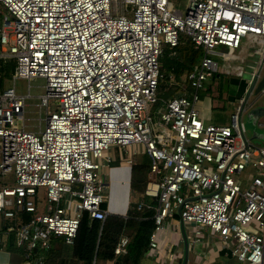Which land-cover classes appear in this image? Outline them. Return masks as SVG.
Segmentation results:
<instances>
[{
	"label": "built area",
	"instance_id": "2783aa9c",
	"mask_svg": "<svg viewBox=\"0 0 264 264\" xmlns=\"http://www.w3.org/2000/svg\"><path fill=\"white\" fill-rule=\"evenodd\" d=\"M184 2L182 14L171 0H0V58L15 61L12 80L44 81L37 132L23 121L29 95L0 91V217L11 223L0 243L12 235L25 264H43L53 239L71 245L83 213L104 221L103 171L114 147L127 165L139 153L150 160L133 203L157 202L145 257H157L165 222L177 219L181 264L206 232L234 264H264V146L238 121L264 75V0ZM181 34L203 55L172 79L180 94L154 108L158 58ZM220 74L243 83L242 96L229 125L205 124L198 91ZM127 243L118 239L115 258Z\"/></svg>",
	"mask_w": 264,
	"mask_h": 264
},
{
	"label": "trees",
	"instance_id": "16d2710c",
	"mask_svg": "<svg viewBox=\"0 0 264 264\" xmlns=\"http://www.w3.org/2000/svg\"><path fill=\"white\" fill-rule=\"evenodd\" d=\"M162 49L158 58L161 65L160 79L157 86V108L167 99L178 96L179 88L170 82V76L179 82L202 57L200 50H195L191 41L181 34L176 47ZM15 61L0 58V91L5 89V84L11 81L15 72ZM214 75L212 79H216ZM223 85L221 84V89ZM243 90V89H242ZM150 169V160L143 158L140 163L131 168L130 189L134 194H142L147 182ZM142 202L147 205L137 210L132 204L124 217L107 215L104 221L90 220L87 213H83L79 222L76 235L71 245H66L62 239H53L51 248L44 254L43 264H96L98 260L114 261V264H140L148 249L149 238L154 230V219L157 202L144 198ZM105 206L101 205L104 210ZM23 221L29 216L23 215ZM4 230V228H3ZM126 235L128 243L126 253L118 258L113 255V250L118 239ZM17 250L10 235L6 248ZM20 252V251H19ZM21 253V252H20ZM22 254V253H21Z\"/></svg>",
	"mask_w": 264,
	"mask_h": 264
},
{
	"label": "rangeland",
	"instance_id": "374dc122",
	"mask_svg": "<svg viewBox=\"0 0 264 264\" xmlns=\"http://www.w3.org/2000/svg\"><path fill=\"white\" fill-rule=\"evenodd\" d=\"M173 4V8L178 10L180 13H184L186 9V4L184 0H171ZM2 20V14H0V25ZM163 49H167L169 51V47L164 46ZM159 72L165 74V71H161V65L159 64ZM170 82L174 79L173 76H170ZM183 78V76L181 77ZM224 78L221 74L218 75L217 79H213V81H207L205 85V89L198 91L199 102L197 104V108L200 112V118L205 124L224 126L230 124V116L233 115L236 111V106L238 105V99L241 98V93L243 89V83H239L237 79L230 78L228 82V89L224 91L221 89L222 81ZM181 81V80H180ZM179 81V82H180ZM44 81L41 79H33L30 81L25 80H11L7 81L5 84V88L13 86L18 94L21 95H29V98L26 99L25 109L23 114V121L25 125V130L30 132H37L38 129L43 127V120L45 118L46 109L40 104V97L44 94L43 89ZM209 86V88H207ZM186 90L188 92H193V89L186 86ZM157 91V90H156ZM156 96H158L156 92ZM264 98V94L260 93L255 96L252 92L249 96L246 97L245 102L243 103V111L240 113L238 117V121L244 123L246 129V137L250 140L249 132L250 129L254 128L257 132L264 131V128L258 129V119L254 117L250 120L248 119V114L252 110L256 109H264V103H261V100ZM48 111H52L55 107V103L53 101L48 102ZM257 119V120H256ZM264 121V118H263ZM255 123V124H254ZM254 124V125H253ZM264 141V140H263ZM262 141V142H263ZM134 158V157H133ZM147 160L148 157H143ZM234 180L239 182V185L242 187L243 181L238 179L237 176H233ZM6 181L9 180V177L5 178ZM11 223L8 220L2 219L0 217V236L4 227H8ZM189 228L187 227L186 230ZM257 234H261L262 231L256 228ZM206 238H213L211 241V249L213 250L210 253L209 258L216 264H234L233 261L227 258H221L217 253V248L220 247L218 239L211 235L210 232L205 233ZM210 240V239H209ZM8 242V241H7ZM174 256L176 254H173ZM177 256V255H176ZM191 260H193V254L190 255ZM153 259V258H149ZM212 263V262H211ZM210 263V264H211Z\"/></svg>",
	"mask_w": 264,
	"mask_h": 264
},
{
	"label": "crops",
	"instance_id": "0c3cea01",
	"mask_svg": "<svg viewBox=\"0 0 264 264\" xmlns=\"http://www.w3.org/2000/svg\"><path fill=\"white\" fill-rule=\"evenodd\" d=\"M218 77H216L217 79ZM229 80V78H228ZM209 81H213L210 79ZM222 81V79H221ZM229 82V81H228ZM207 84V83H206ZM209 88V86H207ZM228 89L227 88L225 91ZM243 91V90H242ZM264 117H261L258 120V129L264 128ZM259 133H264L260 131ZM250 136V133H248ZM250 141L255 144L254 140ZM256 145V144H255ZM259 146H264V141L260 143ZM126 152L122 148L114 147L112 148L108 155L111 158V162L108 164V167L104 169L103 175L105 177V201L102 205L107 215H118L124 217L126 215L129 207L134 203V201L139 198L141 194H134L130 189L131 181V168L133 165L140 163V161L146 155L139 153L132 157L133 163L131 165L125 164L122 159L125 158ZM129 153V152H128ZM205 233L202 237L203 245H196L195 252H190L188 256L189 264H216L214 260L211 259L210 253L213 251L211 249V241L213 238L207 239ZM126 236V235H123ZM213 237V236H212ZM182 237L179 232V224L177 219H169L165 222L164 229L159 236L160 248L158 255L155 259H149L144 257L140 264H181V256L185 251V246L182 243ZM204 245H207L205 247ZM13 248V247H12ZM198 250L204 251L206 253L205 257L199 258L196 257ZM217 254L221 258L230 259L229 253L226 249L222 247L217 248ZM173 254H176L175 256ZM193 254L194 258L191 260L190 255ZM185 255V253L183 254ZM233 261V260H231ZM114 261H102L98 260L96 264H114ZM0 264H25L22 254L18 250L7 249L6 245L3 246L2 242L0 243Z\"/></svg>",
	"mask_w": 264,
	"mask_h": 264
},
{
	"label": "water",
	"instance_id": "95a60500",
	"mask_svg": "<svg viewBox=\"0 0 264 264\" xmlns=\"http://www.w3.org/2000/svg\"><path fill=\"white\" fill-rule=\"evenodd\" d=\"M227 84H228V78L227 77L222 78V85H223L222 87H223V90L224 91L227 88ZM263 89H264V75L262 76L261 80L257 83L256 87L253 89V92L252 93L255 96H257V95H259L263 91ZM261 103H264V98L261 100ZM254 115L259 120L261 117H264V109H256V110L254 109V110H252L247 115L248 116V119L249 120H250V118L252 119L254 117ZM249 133H250V139L251 140H254L255 141V144L257 146H259L260 143L264 140V133H259L254 128L253 129L251 128Z\"/></svg>",
	"mask_w": 264,
	"mask_h": 264
}]
</instances>
